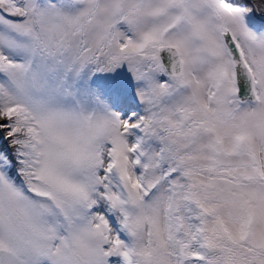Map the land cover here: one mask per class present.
Returning <instances> with one entry per match:
<instances>
[{
	"label": "snow or ice",
	"instance_id": "6c2138e0",
	"mask_svg": "<svg viewBox=\"0 0 264 264\" xmlns=\"http://www.w3.org/2000/svg\"><path fill=\"white\" fill-rule=\"evenodd\" d=\"M0 264H264V0H0Z\"/></svg>",
	"mask_w": 264,
	"mask_h": 264
}]
</instances>
